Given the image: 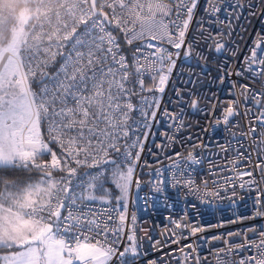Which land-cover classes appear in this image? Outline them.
<instances>
[{"label": "snow or ice", "instance_id": "6c2138e0", "mask_svg": "<svg viewBox=\"0 0 264 264\" xmlns=\"http://www.w3.org/2000/svg\"><path fill=\"white\" fill-rule=\"evenodd\" d=\"M197 3L198 0H59L65 16L62 18L58 13L54 25L51 19L42 18L46 13L37 12L18 20L14 32L4 34L0 28V35H4L0 40V170H34L41 174L38 182H25L23 188L17 181L0 178V250H9L7 255L0 256L2 264H109L116 255L121 260L139 255L134 232L127 237L129 245L123 251L115 247L121 242L126 204L123 212L113 210L118 211L119 226L109 228L105 220L79 211L77 202L111 203L112 193L105 188L109 180L120 193L117 204L127 200L135 164L140 160L139 151H143L139 136L128 143L130 113L137 110L132 97H140L138 111L143 126L150 127L149 122L155 119L159 108V98L143 93H163L175 61L174 54L162 44L166 42L175 49L185 45V34ZM220 10L212 7L210 12ZM45 24L49 26L47 31ZM80 26L84 27L81 35L90 36L89 41L77 35ZM114 32L122 34L126 45L140 42L133 52L131 66ZM69 42L71 51L64 55L60 50ZM262 43L264 40L255 44L246 63L249 70L251 65H259V75L264 77ZM223 49L224 43L217 40L215 51L219 53ZM257 49H260L259 57ZM190 54L191 45H188L185 55ZM58 55L63 56V63L50 76L47 69ZM145 76L153 82V87L145 86ZM32 83L40 85L38 92L32 89ZM244 92H248L247 86ZM262 97L264 92L252 96L258 107ZM196 105L197 101L193 100L191 106L195 109ZM234 114H237L234 107L229 106L223 123L227 125L228 118ZM163 115L174 119L167 111ZM256 119L264 125V110ZM182 126L181 119L178 128ZM249 131L255 133L256 128L250 127ZM121 141L125 151L118 162L111 154H120ZM51 145L57 146L59 155ZM132 149H139L135 156ZM44 156L49 159L44 160ZM187 159L193 164L200 162L191 153ZM102 164L112 166L110 177L109 170L100 167ZM81 167L99 171L87 174L86 183L73 186ZM56 171L64 175L57 179L53 175ZM261 171L264 173V168ZM238 175L251 177L252 173ZM173 181L172 187L181 186L180 180L174 177ZM254 182L253 178L249 184ZM136 183L139 187V181ZM164 184L165 180L157 181L155 190L160 192ZM204 184L205 194L219 196V192H208L207 182ZM184 185L189 191H200L191 179L185 180ZM239 187L243 188L244 184ZM13 188L17 191L10 190ZM256 202H260L259 196ZM64 212L67 215H62ZM106 216L107 220L112 219L107 213ZM135 219L133 216V224ZM173 223L180 227L183 220ZM187 228L183 224L181 236ZM197 231L200 229L193 228L192 234ZM236 248L255 250L238 264H264V231L258 233V239Z\"/></svg>", "mask_w": 264, "mask_h": 264}, {"label": "built area", "instance_id": "2783aa9c", "mask_svg": "<svg viewBox=\"0 0 264 264\" xmlns=\"http://www.w3.org/2000/svg\"><path fill=\"white\" fill-rule=\"evenodd\" d=\"M35 6V14L46 13L42 18L51 19L53 25L58 13L62 18L65 16L59 0H37ZM212 7L221 10L213 14L210 12ZM105 11L109 10L106 8ZM16 15L17 11H0V28L4 29V34ZM48 29L45 24L44 30ZM83 33L84 27H78L77 35L89 41L90 36L81 35ZM113 34L120 41L123 55L131 66L133 52L140 42L129 46L124 43L121 33ZM3 38L4 35H0V40ZM217 40L224 43V49L219 53L215 51ZM262 40L264 3L261 0H198L185 34V45L175 49L166 42L162 44L174 54L175 67L168 75L163 93H143L159 98L156 117L150 120V127L145 128L138 111L140 97L133 96L132 103L137 110L130 113L128 121V143L134 136H139L143 151L132 149L133 156L139 151L140 160L135 164L125 203L127 211L121 242L115 247L123 251L129 245L127 237L134 232L139 255L135 258L125 256L123 260L116 255L109 264H238L242 257L253 254L254 249L238 250L236 246L258 239V233L264 231V215L258 214L264 213V173L261 171L264 168V143H261L264 125L256 119L264 110V97L260 107L252 99L254 93L264 92V77L259 75V65L253 64L249 70L246 63L255 44ZM188 45H191V54L186 56ZM261 47L264 48V43ZM60 51L67 55L71 51V42ZM177 52L178 56L175 55ZM257 56H260V49H257ZM62 63L63 56L58 55L47 69L48 74L54 76ZM144 79L146 87L154 86L147 76ZM46 83L52 86L50 81ZM245 86L248 88L246 94ZM31 87L37 92L40 89L38 83H32ZM193 100L197 101L195 109L191 106ZM229 106L234 107L237 114L229 117L225 125L224 113ZM165 111L174 119L164 116ZM181 119L183 126L178 128ZM217 120L221 122L217 124ZM250 127H255L256 132L251 133ZM51 146L59 155L57 146ZM124 151L121 141L120 154H111L112 159L119 162ZM189 153L200 162L193 164L188 160ZM100 167L109 170L112 166L102 164ZM98 171V168H79L73 186L86 183L87 174ZM248 172L252 173L251 177L238 175ZM53 175L59 179L64 173L56 171ZM174 177L181 181V186L172 187ZM253 178L255 182L249 184ZM187 179H191L200 191H189L184 185ZM159 180H165L166 184L157 192L155 186ZM205 181L207 191L219 192V196L205 194ZM240 184L244 187H239ZM77 204L79 211L90 213L94 219L105 220L109 228L119 226L118 211L113 210L123 212V205L100 200L78 201ZM106 213L111 220H107ZM133 216L136 218L134 224ZM179 220L183 223L176 227L173 222ZM183 224L188 228L181 236ZM193 228L200 231L192 234ZM111 239L110 235L109 241Z\"/></svg>", "mask_w": 264, "mask_h": 264}, {"label": "trees", "instance_id": "16d2710c", "mask_svg": "<svg viewBox=\"0 0 264 264\" xmlns=\"http://www.w3.org/2000/svg\"><path fill=\"white\" fill-rule=\"evenodd\" d=\"M36 1L37 0H29L28 2L24 1L25 6L21 7L18 11H17V15L14 19V21L12 22V26L10 27L9 32H13L14 31V25L15 23L20 20V19H24L26 16H28L29 14L35 15L36 12ZM6 33V34H7ZM112 168V167H111ZM111 168L109 169V172L107 173L108 176H111ZM0 178H3L5 180L8 181H17L19 183V187L23 188L24 187V183H30L31 181L34 182H38L41 179V174L36 172V171H26V170H21V169H5V170H0ZM35 178V179H34ZM105 188L109 189L112 193V196L110 197L111 202H115L117 203V197L120 195L119 191L115 188L114 184L111 182V180H109L108 183L105 184ZM11 191L15 192L17 191L16 188L10 189ZM99 195V193H97ZM121 205L125 204V201H122L120 203ZM7 251V249H3L0 250V256L2 252ZM2 261H0L1 264Z\"/></svg>", "mask_w": 264, "mask_h": 264}, {"label": "clouds", "instance_id": "9594fccd", "mask_svg": "<svg viewBox=\"0 0 264 264\" xmlns=\"http://www.w3.org/2000/svg\"><path fill=\"white\" fill-rule=\"evenodd\" d=\"M23 6L24 0H0V11H18Z\"/></svg>", "mask_w": 264, "mask_h": 264}, {"label": "rangeland", "instance_id": "374dc122", "mask_svg": "<svg viewBox=\"0 0 264 264\" xmlns=\"http://www.w3.org/2000/svg\"><path fill=\"white\" fill-rule=\"evenodd\" d=\"M14 32V31H13ZM122 168H125V167H123V166H121ZM109 172V171H108ZM35 179V178H34ZM30 183H35L34 181H31ZM131 187V186H130ZM129 193H130V190H129ZM128 197H129V194H128ZM127 200H128V198H127ZM127 200L125 201V203L127 202ZM11 251H16V249H12ZM8 252H9V250H7V251H5V252H2L1 253V256H3V255H7L8 254ZM1 264H2V262H1Z\"/></svg>", "mask_w": 264, "mask_h": 264}]
</instances>
